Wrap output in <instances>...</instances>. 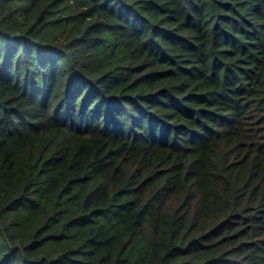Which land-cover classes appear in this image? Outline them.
Returning a JSON list of instances; mask_svg holds the SVG:
<instances>
[{
    "label": "trees",
    "instance_id": "trees-1",
    "mask_svg": "<svg viewBox=\"0 0 264 264\" xmlns=\"http://www.w3.org/2000/svg\"><path fill=\"white\" fill-rule=\"evenodd\" d=\"M0 264H264V0H0Z\"/></svg>",
    "mask_w": 264,
    "mask_h": 264
}]
</instances>
